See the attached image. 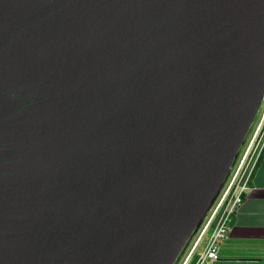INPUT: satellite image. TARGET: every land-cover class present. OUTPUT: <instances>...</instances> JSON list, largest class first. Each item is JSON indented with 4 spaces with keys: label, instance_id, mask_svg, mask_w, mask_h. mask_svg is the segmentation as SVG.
Listing matches in <instances>:
<instances>
[{
    "label": "water",
    "instance_id": "1",
    "mask_svg": "<svg viewBox=\"0 0 264 264\" xmlns=\"http://www.w3.org/2000/svg\"><path fill=\"white\" fill-rule=\"evenodd\" d=\"M264 97V0H0V264H176Z\"/></svg>",
    "mask_w": 264,
    "mask_h": 264
},
{
    "label": "built area",
    "instance_id": "2",
    "mask_svg": "<svg viewBox=\"0 0 264 264\" xmlns=\"http://www.w3.org/2000/svg\"><path fill=\"white\" fill-rule=\"evenodd\" d=\"M257 116L258 121L255 124V120L221 192L176 264H188L208 231L207 240L193 264H214L218 260L219 242L229 233L232 215L242 203L250 174L264 146V97Z\"/></svg>",
    "mask_w": 264,
    "mask_h": 264
},
{
    "label": "crops",
    "instance_id": "3",
    "mask_svg": "<svg viewBox=\"0 0 264 264\" xmlns=\"http://www.w3.org/2000/svg\"><path fill=\"white\" fill-rule=\"evenodd\" d=\"M202 248L189 264L194 263ZM214 264H264V146L250 174L242 203L232 215L229 233L219 242L218 260Z\"/></svg>",
    "mask_w": 264,
    "mask_h": 264
},
{
    "label": "trees",
    "instance_id": "4",
    "mask_svg": "<svg viewBox=\"0 0 264 264\" xmlns=\"http://www.w3.org/2000/svg\"><path fill=\"white\" fill-rule=\"evenodd\" d=\"M202 239H203V238H202ZM206 240H207V237H205L203 240H201L199 246L197 247V249H196L195 252L193 253V256H194V254L197 252V250L199 251L200 248L203 247V245L205 244ZM179 258H180V257H179ZM177 261H178V260H177Z\"/></svg>",
    "mask_w": 264,
    "mask_h": 264
},
{
    "label": "rangeland",
    "instance_id": "5",
    "mask_svg": "<svg viewBox=\"0 0 264 264\" xmlns=\"http://www.w3.org/2000/svg\"><path fill=\"white\" fill-rule=\"evenodd\" d=\"M260 115V114H259ZM257 118L255 119L256 120V122H255V124L257 123V121H258V116H256ZM208 233H209V231L205 234V236L203 237V239L205 238V237H207L208 236ZM193 237V236H192ZM202 239V240H203ZM185 250V249H184ZM197 252H198V250H197ZM189 264V263H188Z\"/></svg>",
    "mask_w": 264,
    "mask_h": 264
}]
</instances>
